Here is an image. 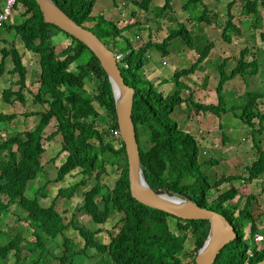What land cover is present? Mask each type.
I'll list each match as a JSON object with an SVG mask.
<instances>
[{"label":"trees","instance_id":"1","mask_svg":"<svg viewBox=\"0 0 264 264\" xmlns=\"http://www.w3.org/2000/svg\"><path fill=\"white\" fill-rule=\"evenodd\" d=\"M95 1L53 0L71 19L91 31L116 55H123V61L120 63L122 76L126 85L136 90L133 119L142 169L148 184L158 194L180 195L202 208L222 214L234 226L237 238L224 248L215 264H258L263 261L264 246L258 250L254 242V236L260 233V224L259 219L253 215L251 199L249 198L244 209L237 213L234 206L230 205L239 195L235 181L252 183L264 175V150L255 142L256 136L264 132V113L256 112L259 109V101H264L263 95L245 91L243 98L248 102L242 107L243 113L239 117L251 130L254 147L258 153L257 159L248 167V177L224 176L212 184L210 177L201 171L197 138L182 131L172 116L181 109V106L188 103L180 93L181 90L188 89L181 82L182 78L195 75L211 54L214 44L206 46L192 68L175 72L173 80L179 91L173 96L165 97L158 93L149 81L142 78L141 72L146 66L147 54L157 49L166 58L170 56L168 48L172 41L179 38L183 39L189 48L194 49L196 40L191 28L180 23L179 28L173 30L162 43L149 41L140 46V36L139 42L135 44L124 35L135 26L139 27V24H129L120 28V19L110 20L109 16L104 15L93 16ZM170 2L171 0H167L163 10L170 7ZM261 2L264 7V0H248L242 9L243 15L257 18L254 23L257 29L260 28ZM133 3L139 9L147 11L151 0ZM201 3L203 0H189L185 8L199 6ZM5 6V0H0V13ZM233 6L234 1H231L228 4V20L223 32V37L229 43L232 42L233 32L237 37L243 36V29L234 21ZM21 9L23 12L20 23H16V20L11 23L8 20L3 22L0 28H3L6 34L12 32L16 34L26 54L28 56L33 54L38 59L39 79L34 83L38 87L33 84L35 90L32 93L38 92L35 94L37 95L35 103L47 106L48 110L41 114L28 115L41 117L34 131L10 136L0 144V222L18 217L14 216L16 210L20 211L19 215L26 216L25 221L18 217L17 223L21 230L17 233L10 231L13 237L7 244L0 245V264H6L9 259L14 264H42L51 252L41 239L40 232L52 240L58 237L63 239L60 264H77V261L87 256L85 254L87 250L101 256L97 264H185L184 260L189 258L188 256L192 257L188 262L195 264V258L209 236L210 222L184 220L149 208L133 198L126 142L123 138L116 143L114 140L106 142L101 129L96 125L98 120L102 119L105 120L102 127L109 133L119 129L116 101L105 70L83 43L57 26L45 23L36 0H18L13 11L20 13ZM208 13L209 9L206 7L203 16L194 19V23L212 24ZM135 15L136 13H133V16ZM87 24L91 26H86ZM141 32H144L143 28ZM61 33L72 43L58 52L56 40ZM6 44L5 48H0V79L7 71L6 62L10 61L12 68L8 73L12 78L18 76V80L11 83V89L3 92L2 101L11 106L25 104L24 92L30 81L28 63L16 44L4 40V45ZM242 50L243 54L249 53L248 43ZM229 62V59L225 58L222 65L218 66L220 80L216 90L219 102L217 107L209 105L202 107L191 99V103L199 110L218 118L221 114H227L223 97L226 84L241 78L243 85L249 88L248 78L252 80L259 75L257 55L251 60H245L243 56L234 65L231 75L226 76L225 68ZM91 84H94L92 96L85 90L86 86ZM253 113L259 120L260 128H257L252 120ZM16 116L17 113H0V123L11 121ZM53 120L57 123L56 131L49 138H45L44 130ZM57 135L63 140L59 153L67 151L68 154L64 163L56 169L57 175L55 174L51 182H63L78 170L86 179L59 192V196L70 199L80 185H85L92 178L95 179V185L83 193L80 210L97 226L110 224L115 216L120 218L117 225L120 233L115 236V232H111L112 237L108 235L112 238L109 244L102 240L105 231H93L85 225L72 223L73 229L83 243L82 248H79L74 240L66 236L68 227L64 217L56 209L55 202L49 207L41 205L40 196L47 195L45 186L28 195L31 183L46 171L45 165L42 164V156L46 153L45 142ZM16 145H19L20 149L13 151ZM106 153L113 156V164L102 159V155ZM115 161L116 163L121 161L122 165L125 163L126 166L122 170L117 168L120 176L111 180L116 184L113 188L100 182V178L107 172L108 166L112 165L115 168ZM188 180L193 183L187 182ZM223 183H229V189L210 202L209 197L213 190H220ZM32 187L35 191V185ZM28 224L35 226L36 242L28 239L25 232ZM247 227L250 228L248 238ZM143 232L148 234L142 235ZM107 233L110 234L109 231ZM188 239L193 243V254L186 253L185 244Z\"/></svg>","mask_w":264,"mask_h":264},{"label":"rangeland","instance_id":"2","mask_svg":"<svg viewBox=\"0 0 264 264\" xmlns=\"http://www.w3.org/2000/svg\"><path fill=\"white\" fill-rule=\"evenodd\" d=\"M133 1L142 2V0H96L92 15L109 16L110 20L120 19V28L126 27L129 24L138 23L139 27L135 26L132 31H128L124 35L135 44L139 42L138 36H140V46L147 44L149 41L162 43L173 30L179 28L180 23H184L191 28L196 40L194 49L189 48L181 38L172 41L171 46L168 48L170 56L166 58L157 49L151 50L147 54L146 66L141 72L142 78L149 81L155 87L156 91L165 97L173 96L179 91L173 80L175 72L181 69L192 68L198 62L206 46L210 43L214 44L211 54L201 64L195 75L182 78L181 82L188 89H183L180 93L182 98L188 100V103L181 106V109L177 110L172 118L182 131L191 133L197 138L200 151L199 161L202 165L201 171L210 177L212 184L220 181L224 176H236L237 178L248 177V167L257 159L258 153L254 147L251 130L239 117L243 113L242 107L248 102L243 98L245 91L250 94H260L264 97V7L262 2L260 3V28L257 29L254 27L257 18L254 16H245L242 13V9H244L248 0H203V3L199 4V6H188V8H185V4L189 0H171L170 7L166 10H163V8L167 4V0H151V3L148 4L149 10L147 11L139 9ZM231 1H234L232 8V13L235 15L234 21L243 29V36H241L242 38L237 37L233 32L232 42L229 43L223 37V32L228 20V4ZM206 7L209 9L208 18L213 23H194V19L203 16ZM20 11V13L16 11L12 12V19L16 20V23L22 21L21 14L23 10L21 9ZM133 13H136V15L133 16ZM86 26L91 25L87 24ZM141 28H143L144 32H141ZM4 40L16 44L17 48L25 56L26 62L28 63L30 81L28 79L29 85L24 92L26 98L25 104L19 103L11 106L4 103L2 101L3 92L11 89V83L18 80V76L14 78L10 77L8 70L12 68V63L10 61L6 62L7 71L4 77L0 79V113H17V116L11 121L0 123V143L8 140L10 136L23 135L25 132L34 131L37 124L41 121V117H28V115L41 114L48 110L47 106L35 103L37 96L35 94H38V92L35 94L32 93L35 90L34 86H37L34 83L39 79L38 70L40 68L37 66L38 59L33 54L29 56L26 54L16 34L13 32L6 34L5 30L0 28V48L7 46V44L4 45ZM56 42L58 52L63 51L72 43L63 33L57 37ZM246 43H248L250 50L249 53L245 54L246 52H244L243 54L242 49L246 46ZM255 55H257L258 59L259 75L252 80L248 78L249 88L241 84V78H239V82L232 81L226 84L223 97L225 102L224 109L227 110V114H221L219 116L220 118H218L211 113L202 112L196 105L191 103V99L193 98L194 102L202 107H205V105L214 108L217 107L219 102L216 90L220 80V69H218V66L222 65L225 58H228L230 62L225 68V75L230 76L234 69L233 67H235L234 65L243 56L245 60H251L255 58ZM93 89L94 84L88 85L85 88L90 96H92ZM258 105L259 109L256 112L264 113V101L260 100ZM252 120L256 123L257 128H260L259 120L254 113L252 114ZM98 121L96 125L101 129L102 137H104L105 141L110 142L114 140L113 142L116 143L117 139H113L111 133L102 127V122L105 124V120L102 121V119H99ZM56 124V121L53 120L44 130L45 138H49L51 134L55 133ZM256 137L255 142L264 150V132L259 133ZM62 141V137L59 135L51 140H46V153L42 156V164L45 165L46 171L45 174H41L31 183L28 188V195L30 196L31 192L35 193L39 187L43 188L45 186L47 195L40 196L41 205L49 207L55 202L56 209L64 217L68 227L66 236L74 240L79 248H82L83 243L78 233L73 229L72 223L85 225L93 231H105L102 240H104L105 244H109L112 239L111 232L114 231L115 236L120 233L118 231L120 229L117 227L120 218L115 216L111 219L110 224L97 226L80 210L83 193L95 185V179L92 178L85 185H80L70 199L59 196V192L61 189L69 188V186L79 184L82 180L86 179L78 170L70 174L63 182H51L54 180L55 174L57 175L56 169L64 163L67 157V152L59 153L62 147ZM19 149V145L13 147V151ZM102 159L108 161L109 164L114 163L113 156L109 153L102 155ZM114 166L115 168L112 165L108 166L107 172L100 178V182L105 185H110L113 188H115L116 184L112 183L111 180L117 179L120 176V171L117 168L122 170L126 165L125 163L122 165L121 161L120 163H116L115 161ZM187 182L193 183L189 180ZM235 184L239 188V195L230 205L234 206L233 208L237 213L242 211L248 199H251V205L254 208L253 215L259 219L260 224V233L258 235L263 237V239L255 243L258 248H262L264 246L262 242L264 241V175L255 179L252 183L245 181L239 183V180H237ZM33 185H35V191L33 190ZM228 189L229 183H223L220 190H213L212 195L209 197L210 202H213L221 193L226 192ZM97 200L99 201V199ZM19 214V210L14 212V216L18 215L20 220L25 221L26 216ZM18 217L10 218V221L0 222L1 246L7 244L9 239L13 237L10 231L17 233L21 230L19 223H17V220H19ZM34 227V225L28 224L25 232L28 234V239L36 242L37 237L34 234ZM249 229V227L246 229L247 238ZM146 232H143L142 235L148 234ZM40 237L51 252V255L47 256L42 264H60L59 259L63 252V239L58 237L56 240H52L43 232H40ZM24 246L25 242H23ZM185 250L186 253L193 254V243L191 239L187 240ZM85 254L87 256L77 261V264H97L101 259V256L94 251L87 250ZM188 257L189 260L192 259L191 256ZM184 263L191 264L192 262H188L187 258L184 260ZM6 264L14 263L9 259Z\"/></svg>","mask_w":264,"mask_h":264},{"label":"water","instance_id":"3","mask_svg":"<svg viewBox=\"0 0 264 264\" xmlns=\"http://www.w3.org/2000/svg\"><path fill=\"white\" fill-rule=\"evenodd\" d=\"M47 24H52L83 43L98 59L112 85L118 126L127 145L132 196L141 204L184 220L210 222L209 236L199 251L196 264H215L224 248L237 238L234 226L215 211L202 208L180 195L158 194L147 182L141 163L133 119L136 90L126 85L115 53L91 31L77 24L53 0H36ZM258 264H264V260Z\"/></svg>","mask_w":264,"mask_h":264},{"label":"built area","instance_id":"4","mask_svg":"<svg viewBox=\"0 0 264 264\" xmlns=\"http://www.w3.org/2000/svg\"><path fill=\"white\" fill-rule=\"evenodd\" d=\"M16 2H17V0H7V7L5 8V14H3V15L0 16V21L9 18L10 8ZM116 58H117V61L120 62V63L123 61V55L122 54L116 55ZM112 134H113V138L114 139L121 138V132L119 130L113 131ZM261 238H262L261 236H256V240H259Z\"/></svg>","mask_w":264,"mask_h":264},{"label":"clouds","instance_id":"5","mask_svg":"<svg viewBox=\"0 0 264 264\" xmlns=\"http://www.w3.org/2000/svg\"><path fill=\"white\" fill-rule=\"evenodd\" d=\"M17 2H18V0H17ZM17 2L16 3H14L12 6H11V8H10V15H9V18H7V19H4V20H2V21H0V25L3 23V22H7L8 20L11 22V23H13V21H14V19H12L13 17H12V12H13V7L14 6H16L17 5ZM5 3H6V6H5V8L7 7V0H5ZM3 14H5V9H3V11L0 13V16L1 15H3ZM115 56H116V54H115ZM122 63V62H121ZM118 64H119V67H120V62H118ZM258 77V76H257ZM256 78V77H255ZM254 79V78H253ZM119 131H120V129H118ZM113 131H115V130H113ZM113 131H112V133H113ZM111 133V135H112V137H113V134ZM121 138H123V137H121ZM121 138H119V139H121ZM114 139V138H113ZM117 139V138H116ZM119 139H117V140H119ZM5 141V140H4ZM3 141V142H4ZM2 142V143H3ZM1 144V143H0ZM64 152H67V151H64ZM68 154V153H67ZM90 219V218H89ZM256 236H261V235H255V237H254V242H256V241H260L261 239H263V237L261 238V239H259V240H256ZM263 242V241H262ZM257 243V242H256ZM258 250H260V248H258ZM250 253V255H251V252H249ZM198 256V255H197ZM197 258V257H196ZM196 258H195V261H196ZM188 260H189V258H188ZM260 263V262H259ZM195 264H196V262H195Z\"/></svg>","mask_w":264,"mask_h":264},{"label":"crops","instance_id":"6","mask_svg":"<svg viewBox=\"0 0 264 264\" xmlns=\"http://www.w3.org/2000/svg\"><path fill=\"white\" fill-rule=\"evenodd\" d=\"M238 79H239V78L235 79L234 81H238V82H239L240 79H239V80H238ZM241 80H242V79H241ZM241 82H242V81H241ZM241 82H240V83H241ZM230 83H231V82H230ZM241 84L243 85V83H241ZM243 86H244V85H243ZM183 99H184V98H183Z\"/></svg>","mask_w":264,"mask_h":264}]
</instances>
